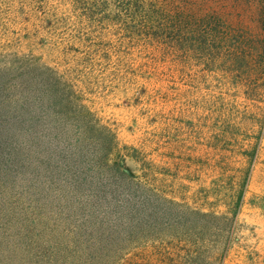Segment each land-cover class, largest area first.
Wrapping results in <instances>:
<instances>
[{
    "label": "rangeland",
    "instance_id": "obj_1",
    "mask_svg": "<svg viewBox=\"0 0 264 264\" xmlns=\"http://www.w3.org/2000/svg\"><path fill=\"white\" fill-rule=\"evenodd\" d=\"M68 8L64 0H0V67L23 68L35 60L67 75L95 115L96 119L88 118L90 129L104 126L115 134L119 150L110 159L122 157L124 168L152 182L169 198L209 208L200 191L218 174L210 165L214 148L236 151L232 165L242 166L239 151L255 142L264 101L246 100L239 87L224 86L219 75L201 67H177L169 56L141 42L125 45L121 61L115 55L109 63L86 64L83 53L61 47L72 28L62 21ZM108 40L101 36L97 42L103 45ZM36 74L9 70L4 76L0 73V83L7 87L23 83L24 75ZM17 88L20 84L11 93L4 92L0 102L16 99ZM262 95L259 100H264V89ZM70 109L64 105L58 111L66 114ZM2 112L9 110L3 107ZM222 114L229 116L227 126L235 125L233 140L224 139L218 129ZM65 118L56 124L62 139L48 144L39 152L41 157L27 141L20 156L10 158L12 151H7L0 136V264H124L130 259L170 264L171 241L161 233L133 243L120 241L117 246L124 249L113 251V238L101 240L99 233L80 230L76 218L71 224L64 220L69 213L60 196V180L35 167L45 166L44 159L53 161L59 145L74 137L90 145L88 122ZM234 231L240 241L234 239L225 264H246L249 252L264 258V130Z\"/></svg>",
    "mask_w": 264,
    "mask_h": 264
},
{
    "label": "trees",
    "instance_id": "obj_2",
    "mask_svg": "<svg viewBox=\"0 0 264 264\" xmlns=\"http://www.w3.org/2000/svg\"><path fill=\"white\" fill-rule=\"evenodd\" d=\"M64 1L69 8L62 21L70 22L72 28L61 47L83 53L86 64L109 63L115 55L121 61L125 45L141 42L145 48L169 56L177 67H201L219 75L224 86L239 87L246 100L264 101L259 100L263 99L264 89V0ZM101 36L110 41L98 44ZM9 70L37 72L24 75L23 83L7 87L0 83V96L11 93L15 85L21 87L15 92L16 99L0 102L1 143L12 151L10 158L20 156L27 141L41 157L39 152L48 149V144L62 139L56 124L64 117L88 122L91 146L74 137L68 144L59 145L53 161L47 158L41 162L45 166L35 167L61 181L60 196L69 213L64 220L71 224L76 218L80 230L99 233L101 240L113 238V251L124 249L118 248L120 241L133 243L161 233L171 241L170 264H225L231 245L240 241L234 238V230L261 148L264 116L255 142L239 151L244 161L239 168L232 165L236 151L214 148L210 165L218 174L200 191L210 206L198 208L184 199L169 198L152 182L131 173L120 162L122 157L110 159L119 150L115 134L104 126L90 129L88 118L96 119L95 115L67 75L35 60L23 68L0 67L1 76ZM64 105L71 108L66 114L58 111ZM3 107L10 114L2 112ZM76 110L79 115H75ZM222 117L218 128L221 136L233 140L235 125L227 126L229 116ZM94 140L98 145L93 144ZM124 264L142 263L130 259Z\"/></svg>",
    "mask_w": 264,
    "mask_h": 264
},
{
    "label": "crops",
    "instance_id": "obj_3",
    "mask_svg": "<svg viewBox=\"0 0 264 264\" xmlns=\"http://www.w3.org/2000/svg\"><path fill=\"white\" fill-rule=\"evenodd\" d=\"M242 214V212H241ZM240 214V216H241ZM250 255L247 259L246 264H264V258L261 257L260 254H257L256 252H249Z\"/></svg>",
    "mask_w": 264,
    "mask_h": 264
}]
</instances>
